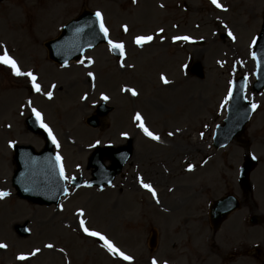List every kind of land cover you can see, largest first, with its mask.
Listing matches in <instances>:
<instances>
[{"label":"rangeland","instance_id":"1","mask_svg":"<svg viewBox=\"0 0 264 264\" xmlns=\"http://www.w3.org/2000/svg\"><path fill=\"white\" fill-rule=\"evenodd\" d=\"M217 3L221 8H216L210 0H136V3L132 0H5L0 3V45L15 55L21 70L40 72L43 64L41 73L43 70L46 81L39 80L44 89L40 95L30 92L28 77L12 76L8 72L0 75L2 89L15 90L0 93V100L4 101L0 110V179L6 181L2 186L14 192L9 183L14 168L13 153L6 147L7 140L30 145L36 151L43 146L42 139L31 134L24 124L33 109L40 113L41 122L57 141L55 153L68 180L79 174L83 179L89 178L85 163L95 142L100 146L106 143L121 146L124 143L121 134L126 133L132 138L134 148L129 167L112 188L102 192L71 188L57 208L32 205L15 195L4 197L0 203V244L7 250L0 252V264L11 260L15 253L26 256L30 264H151L153 260L157 264V259L160 262L171 258L173 236L178 243L187 237V232L180 236L179 228L169 223L171 213L165 208L171 209L169 204L158 207L156 203L157 200L161 204L170 202L167 189L178 181L171 169L178 166L183 171L185 164L195 166L192 181L198 187L204 185V203L226 193L238 197L239 209L223 226H226L225 235L232 233V225L239 223L240 233H232L234 236L227 243L223 239L225 244L220 247L228 252L237 245L243 251L241 264H251V258L257 262L247 248L259 244L264 252L261 225L264 203L254 205L252 196L237 188L236 172L245 153L257 157L255 151L264 152V93L254 98L256 111L239 139L215 150L211 147V136L214 125L224 118L228 102L225 97L229 95L234 71L252 75L250 45L259 30L264 0H217ZM83 10L101 13L109 39L124 45L126 56L120 63L124 67L110 56L105 45L88 51L82 58L92 61L88 68L72 62L62 69L48 60L44 43L57 37L61 26ZM125 27L127 32L123 30ZM223 33L229 38L222 40ZM137 36L153 39L138 50L134 43ZM180 36H187V42L176 40L177 44L173 45L174 37ZM192 39H204V43L189 45ZM189 59L202 62L204 78H190L193 89L183 94L189 84L184 82L176 92L177 79H182L178 68ZM159 71L165 73L170 84L163 86L159 82ZM89 72L92 77L88 76ZM249 79L247 98L252 96L249 90L252 79ZM50 82L56 83L52 102L43 96ZM128 89L137 95H130ZM84 95L88 96L82 100ZM12 96H15L12 103L5 102ZM103 101L113 111L101 119L98 129H92L85 120L94 114L95 105ZM132 113L144 116L148 130L163 144L151 142L143 134L146 140L134 134ZM204 157L206 164L202 163ZM136 168L143 174L144 182L153 183L149 186L156 194L155 199L148 191H134L138 189L133 171ZM128 188L132 189V196ZM197 190L196 186L190 188L192 193ZM198 214L203 218L205 213ZM252 214L260 218L255 226L248 223ZM81 220L88 230L103 235L131 262L115 258L103 244L85 236L80 228ZM22 224L28 226V237H18L14 231L16 225ZM151 230L157 233L153 249L148 247ZM200 230L196 228L197 233ZM47 244L52 247H45ZM33 252L36 254L32 255Z\"/></svg>","mask_w":264,"mask_h":264},{"label":"water","instance_id":"2","mask_svg":"<svg viewBox=\"0 0 264 264\" xmlns=\"http://www.w3.org/2000/svg\"><path fill=\"white\" fill-rule=\"evenodd\" d=\"M105 41L103 35L100 33L95 15L83 12L79 17L63 27L62 33L57 39L49 41L45 46L48 49L50 58L64 65L71 59H78L86 49L93 48ZM254 54L256 56L257 69L255 75L257 80L253 85V90L259 92L264 87V23ZM199 70V66H195L197 75H199ZM243 85V79L236 82L224 126L220 127L215 135V147L226 145L232 137L242 131L245 123L248 121L251 106L243 100ZM88 122L90 125H94L91 120ZM29 128L34 133H41L36 123L29 122ZM45 141V149L38 154H34L27 148H17L18 151L21 149H27V151L25 156H17V170L12 180L13 186L20 198L40 205L57 204L66 192V187L60 177L57 161L52 153V144L46 139ZM129 152L130 149H128L127 153H122L119 157L121 162L128 157ZM115 154L117 156L119 153L116 152ZM93 162H95L94 159ZM251 165L252 162L247 159L241 176L244 184L246 183V175ZM119 166L121 165H118L115 170L111 171L113 175L108 172L111 175L110 179H112L114 174H117ZM96 181H99L97 175L92 183ZM76 186H78V183H76ZM234 206L231 199H222L214 205L215 210L223 215H226ZM18 233L20 235L28 234L24 227H18Z\"/></svg>","mask_w":264,"mask_h":264},{"label":"snow or ice","instance_id":"3","mask_svg":"<svg viewBox=\"0 0 264 264\" xmlns=\"http://www.w3.org/2000/svg\"><path fill=\"white\" fill-rule=\"evenodd\" d=\"M132 2H133V3H136V0H132ZM210 2H211L216 8H221V5H220L219 3H217V0H210ZM222 10H223V9H222ZM94 15H95L96 21H97L98 24H99V30H100V33L103 35L104 39L107 40V42H108V45H109V51H117V52L119 53L121 59H123V57H124V45H123V44H120V43H113V42L108 38V30L105 28V26H104V24H103V22H102V16H101V13H100V12H96ZM123 30H124L125 32H127L128 29L125 27ZM229 36L231 37V33H229ZM152 39H153L152 36H137V37L134 39V43H135L138 47H140V46H142V45H144V44L150 43V42L152 41ZM176 40H185V41H187V40H188V37H187V36L174 37V42H175ZM255 43H256V41H255V38H254V39H253V44H255ZM2 47H3V45H0V48H2ZM250 47H251V45H250ZM252 59H253V60L256 59L255 54L252 55ZM0 64H3V65H5V66L9 67V68L12 70V74H13L14 76H26V77H28V79H29L30 81H32V89H33V91H36V92H39V91H40V87H39V85H38L37 83H35V81H36L37 78H36L34 75H32L30 72H21V71L19 70V68L17 67L16 63H15L12 59L9 58V56L7 55V53H4L3 55H0ZM91 64H92V61H91V60H88V61H87V64H86L85 66H88V65H91ZM120 66H121V67H124L123 64H121ZM88 76H89V77H92V73L89 72V73H88ZM161 81H162L163 83H168V81H167V80L165 79V77H163V76H161ZM127 91H129L130 94H131L132 96H135V95H136V92L133 91L132 89H128ZM230 96H231V89H229V96H228V97H225V102H227V100L230 98ZM47 98H48V99H51V98H52V95H51L50 92L47 94ZM101 99L106 100L107 97H105V96H101ZM252 108L255 109V108H256V105L253 104V105H252ZM32 112H33L34 117L36 118V121H37V124L39 125V127L42 128V129L48 134V137H49V139L52 141V143H53L54 145H57V142H56L55 138L52 136L51 131L48 129V127H47L45 124H43V123L41 122L40 113L37 112L35 109H33ZM134 119H135L136 121H140V123L138 124V127L140 128V130L144 133V135H145L146 137H148L149 139H151V140H153V141H156V140L159 139L156 135L152 134V133H151V132H150V131L144 126L143 122L141 121V117H140L139 114H137V115L134 117ZM169 135H171V133H169ZM9 146H11V145H9ZM57 147H58V145H57ZM55 159H56V161H57V165L59 166V163H60V157L57 156ZM188 170L191 171V166H189V169H188ZM60 176H61V179L64 178V172H63V169H62V168H61V170H60ZM138 179H139V177H138ZM140 186H141L142 188L146 189L148 192L152 193L153 199L156 198V194H155V192L153 191V189H152L148 184H145V183L141 182V185H140ZM6 195H7V193L0 192V198L4 197V196H6ZM78 215H82V213H79ZM80 228H81V230L85 233V235H87V236H89V237H94V238H96V239L102 241V242H103V245H102V246L106 248V250L109 252V254L114 255V256L118 257L119 259H121V260H124V261H130V258H129L128 256H126V255H124L122 252L118 251V250L113 246V244L110 243V242H109V241H108L103 235H100V234L97 233V232H94V231H90V230H88V229L85 227V224H84V221H83V220L80 221ZM4 247H6L4 244H0V248H4ZM45 247H47V248H51L52 245H51V244H47V245H45ZM35 254H36L35 252L32 253V255H35ZM17 259L23 261V260L27 259V257L21 255V256H18ZM152 264H156V261L153 260V261H152Z\"/></svg>","mask_w":264,"mask_h":264},{"label":"flooded vegetation","instance_id":"4","mask_svg":"<svg viewBox=\"0 0 264 264\" xmlns=\"http://www.w3.org/2000/svg\"><path fill=\"white\" fill-rule=\"evenodd\" d=\"M190 188H191V186L188 184H179V183L176 184V186H175L176 191L186 190L187 192L181 193L182 197L176 196V198H174L173 205H172L174 208H177V209L185 208L191 204V202L193 201V198H194V193L188 192V190ZM212 246L214 247L212 252L215 255V257H213L214 259H213L212 263H211V261H208L210 259L212 260V258L210 257L209 245H207L206 252L203 253V255H205V257L199 256L198 252L193 253V257L190 260V264H238L237 259L240 258L241 256L239 254H235V253L238 251H240L242 253V251H241V249H239L238 251L236 250L237 245L234 246L233 248L229 249V251L227 253H224V251L221 250L220 246H222V245H220L216 241L213 242ZM256 250L257 251H255V253H253L256 256V258L257 259L264 258L262 251H260L258 249H256Z\"/></svg>","mask_w":264,"mask_h":264},{"label":"bare ground","instance_id":"5","mask_svg":"<svg viewBox=\"0 0 264 264\" xmlns=\"http://www.w3.org/2000/svg\"><path fill=\"white\" fill-rule=\"evenodd\" d=\"M14 52V51H13ZM4 53H7V55L9 56V58L10 59H12L13 61L15 60V55H9V54H11V52L10 51H7L6 49H0V55H3ZM1 68H2V72H1ZM42 69V68H41ZM41 69H40V72L38 71V75H35L36 77H37V81H39L40 79L42 80V81H44V82H46L45 80H44V78H43V76H44V71L42 70V73H41ZM5 71H10V73L12 74V70L9 68V67H7V66H5V65H3V64H0V74L1 73H4ZM161 71H163V70H161ZM21 72H27V71H24V70H22ZM41 74V75H40ZM13 75V74H12ZM26 80V79H25ZM28 81H27V84H31L32 83V81H30L29 79H27ZM40 82V81H39ZM1 85H3V84H1ZM56 85V83L55 82H50L48 85H47V87L48 88H50V87H53V86H55ZM40 87V90H41V86H39ZM39 92H41V91H39ZM54 92H55V90H54ZM55 96V95H54ZM67 98H69V96L67 97ZM54 100V97L51 99V100H49L50 102H52ZM48 101V102H49ZM174 112V111H173ZM63 115H64V113H63ZM260 150V149H259ZM264 170V160H263V163H262V165H261V169H260V171H259V177H261L263 174H262V171ZM149 183H151V182H149ZM151 184H153V183H151ZM157 189V188H156ZM158 190V189H157ZM261 192H262V194L264 195V178L262 179V181H261ZM94 216V215H93ZM233 218H236V216H234ZM44 249H46V248H43V250ZM40 254V253H39Z\"/></svg>","mask_w":264,"mask_h":264}]
</instances>
